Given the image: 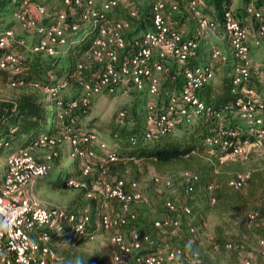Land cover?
<instances>
[{
    "label": "built area",
    "instance_id": "2783aa9c",
    "mask_svg": "<svg viewBox=\"0 0 264 264\" xmlns=\"http://www.w3.org/2000/svg\"><path fill=\"white\" fill-rule=\"evenodd\" d=\"M123 1L125 0H102L97 6L94 0H62L63 7L47 11L45 4L38 0H9L10 16L20 28L29 31L34 39L30 43L24 39H15L13 29L4 27L0 29V48L16 44L31 52L56 55L63 51H60L63 46L67 47L73 42L78 27L82 28L87 23L90 24L88 31L96 32L87 51L88 57L103 64L93 79L81 76L84 64L78 62L71 74L57 78L53 84H32L43 89L47 98H56L68 83L67 78L76 77L80 93L68 101L66 106L61 104L59 111H56L57 121L61 125L57 135L42 132L26 147L18 148L5 157V168L0 175V264H54L56 252L53 242L57 244L58 238L64 234L75 238L87 232L90 221L88 209L85 208L77 215L67 208L47 207L29 192L30 182L48 172L52 158L57 155L56 148L64 139H69L72 144V156L95 158L98 161L99 181L88 187L85 179L69 177L65 183L84 188L85 195L97 204L95 227L114 230L110 237L115 247L111 263L127 264L133 255L136 264H196L197 253L188 256L180 246L135 254L142 244L152 246V239L147 234L141 235L138 231L131 230L129 239L125 240L118 228L127 223V218L135 217L132 206L143 197L139 183L135 180L126 181L123 177H112L107 172L108 164L115 161L117 156L110 145L99 140L100 136L95 130L79 127L77 131H73L74 123L70 124L80 114L78 108L81 113L86 112L83 109H88L90 95L110 93L119 83H123L128 89L131 84L137 90L144 88L150 94H157L165 59L186 64L181 71L182 87L178 94H171L164 105L157 107L155 103L147 102L144 119L148 126L142 137L156 139L172 134L180 123L175 119L177 110L187 125L202 117L214 119L215 130L204 137L203 143L207 148L206 153L217 165L245 158L251 145L264 153V99L249 84L254 69L250 39L255 45L264 42V1L258 5L249 1L243 16L226 6L217 19L202 12V0H148L151 26L134 34L129 45L126 44L123 32L131 27V21L128 18L114 19L109 16V11ZM181 4L196 20L192 37H185L181 29L167 20ZM137 14V7H130L128 17L136 18ZM43 19L47 22L43 23ZM209 33L224 40L234 57L231 90L238 93V96L219 108L206 104L199 98L197 91L211 81L220 65L227 63V53L212 44L208 48V61L187 65L190 58L197 56L201 40ZM128 48L131 50H127ZM126 50L129 54H123ZM21 65L22 56L15 50H5L0 55V69L8 75L18 73ZM19 83L22 81L10 82L11 85ZM261 84L264 85V80ZM75 112L78 114H74ZM230 113H236L237 117L246 121L255 143H250V137H240L239 127L227 126ZM119 115L122 116L123 112ZM66 118L69 123L65 122ZM135 141L136 137L130 138L131 143ZM96 143L103 151L100 154L102 156L95 155L92 145ZM35 148H48L50 155L45 156V160H38L32 152ZM86 163H82V176H86L91 169ZM183 175L186 181L191 177L188 171H184ZM248 176V170L237 172L228 184L234 188L242 187ZM165 185L171 188L173 184L167 180ZM187 190L190 191L191 187L188 186ZM107 205L110 209L102 211V206ZM163 205L169 211L180 209L185 214L189 213L187 206L179 205L173 199L164 200ZM248 217L252 219L253 213H248ZM153 225L170 227L174 233L179 228V220L165 217L155 220ZM258 244L264 261V239H259ZM238 246V243L226 244V248ZM133 252L135 253L131 254ZM240 263L261 264L248 258H242Z\"/></svg>",
    "mask_w": 264,
    "mask_h": 264
},
{
    "label": "trees",
    "instance_id": "16d2710c",
    "mask_svg": "<svg viewBox=\"0 0 264 264\" xmlns=\"http://www.w3.org/2000/svg\"><path fill=\"white\" fill-rule=\"evenodd\" d=\"M263 1L259 0L258 2L262 3ZM10 11L9 0H0V23L5 21L7 16H10ZM132 26L133 23L131 22ZM138 26L145 27L144 25L142 26V21H139ZM95 35V30H92L89 33L80 34L79 37L76 36L74 38L75 43L69 44L66 50L62 52L63 55L59 56L58 54L47 55L42 52H31L16 44L0 48V55L5 50H15L22 56L21 70L18 73L8 75V81L21 80L22 84L32 85L35 83L39 86L53 84L57 78L73 72L81 55L89 50ZM77 39L79 41H75ZM125 41L129 45L130 39L128 41L125 39ZM127 50H131V48ZM127 53L129 54V51ZM194 64L195 62L191 59L187 63L188 66ZM185 65V63L174 64L167 68L164 76V85L166 87L169 86L170 89L175 88L177 90L181 88L183 82L181 71ZM231 74L232 72L221 75L217 84L209 82L202 86L197 91L199 98L206 104L216 108L234 100L238 93H234L231 90ZM69 78H71L69 83L72 82L78 87V79L76 77ZM53 100H49L47 97L43 98L34 91H24L11 99L0 98V141L8 140L10 144L18 143L25 146L36 139L42 132L57 135L60 128L57 126L56 110L53 109L55 101ZM140 108V103L137 100L131 107L133 115L130 119V127L124 126L121 129H117V134L115 133L116 131L114 132L115 137L119 141L124 139V143L131 147L124 157L137 159L138 162L146 159L155 165L172 164L173 169L177 168L174 165H179L182 172L188 171L191 177L188 181L183 182V196L180 201L178 200L179 205L189 208V213L187 214L180 209L169 211L163 205L164 200H162V207L165 212L162 214H155L153 210V212L146 211V213H149L148 215H142L137 209L138 204L132 206V212L135 217L127 218V223L121 225L118 230L126 233L128 239L131 230H136L141 235H149L154 243L152 246L142 244L141 249L136 251L137 253L135 254H144L157 248H164L154 238V233L157 231L162 234L166 233L170 237L181 236L180 222L178 230L174 233H172L170 227H155L153 222L165 217L178 219V215H183L190 218L185 229L186 234L183 237L184 240H188V244L186 247H180L183 249L184 254L188 256L197 253L196 264H207L201 255L202 250L195 249L193 246L197 242V232L205 227L204 222L207 221V217L213 216L216 220L210 231V237H208L209 249L231 258V263L233 264H241L240 260L242 258H248L253 262L264 264L260 254L258 261L252 260L246 254L247 247L240 238L241 235L248 239L252 235L255 236L256 244L260 251L258 240L264 239V157L251 159L248 168L240 162V159L219 165L213 163V159L206 153L205 150L207 148L203 143L204 137L214 131L215 121L210 117L198 119L186 129V132L179 139L163 135L153 142H145L141 136L144 131V125L141 122V119L144 120V109ZM262 120V125L264 126V113L262 114ZM113 130L116 129L114 128ZM131 137H136L134 143L130 142ZM120 142L124 144L122 141ZM1 150L0 148V152ZM116 162L117 160L110 163V165H114ZM124 162L132 163L134 161L125 159V161H120L118 164L124 166ZM246 169L249 171V176L242 187L234 188L228 184V181L237 172L246 171ZM188 186L191 187L190 191L187 190ZM69 211L77 215L81 212L74 209H69ZM234 211L237 212L233 218H235L234 224L239 229V236L233 235L225 229L229 225L228 219ZM88 212L90 221L87 225L86 233L75 238H71L67 234L58 238L61 245H55L56 259L54 264H103L99 253L96 251L76 249L79 243L93 235L96 228L94 223L97 214L96 209L88 210ZM250 212L253 213L252 219L248 217ZM244 233L247 235H243ZM126 234H124L125 240ZM227 243H238L239 246L237 248H226ZM208 264L219 263L211 262Z\"/></svg>",
    "mask_w": 264,
    "mask_h": 264
},
{
    "label": "rangeland",
    "instance_id": "374dc122",
    "mask_svg": "<svg viewBox=\"0 0 264 264\" xmlns=\"http://www.w3.org/2000/svg\"><path fill=\"white\" fill-rule=\"evenodd\" d=\"M38 1L45 4L47 11H52L55 8L63 7L62 0H38ZM101 1L102 0H94L97 6L100 5ZM212 1L213 2H212V7L210 8V12L213 11V13L216 14V17L213 18H217V19L220 18L222 14L221 12L226 6L232 7L239 16H243L244 8L249 1L255 2L256 5L259 4L258 2L259 0H212ZM132 6L137 7L138 14L136 18L128 17V11ZM150 11H151L150 1L148 0H125L123 2H120L117 6L113 7L109 11V16L114 19H122L121 17L123 16V18H128L133 23L132 27L124 30L123 32L124 38L128 41L137 32L148 29L150 25ZM202 12L205 13L203 10V6H202ZM167 20L176 21L174 27L177 28L180 27V24L182 22H185L187 23L188 29L190 27L192 28L196 21L195 18L192 17L190 13L186 10L183 4H181L176 11H172L171 15L168 17ZM139 21H142V26L144 25L146 28L139 27L138 26ZM42 22L45 23L47 21L44 20ZM5 26L13 29V34L15 39H24L27 43L32 42L34 39V36L29 31L20 28V26L17 24V22L14 19H12L11 16H7L5 18V21L0 23V29L4 28ZM89 27L90 24L87 23L83 25L82 28L78 27V30L75 33L74 37L76 36L79 37L80 34L89 33L88 31ZM189 34L190 32H188V35ZM75 41H79V39ZM72 43L73 44L75 43L74 40ZM251 45L254 46L262 45L260 48L261 59H259L258 61H254V65H253V67H256V71H263L261 72L262 74L261 80L259 81V77H257V75L252 72V77H254L256 80L258 79L256 82L255 81L254 82L262 83V81L264 80V42L260 43L259 45H255L253 44L252 41H250V47ZM68 46L69 45H67V47ZM67 47L63 46V48H61L60 51L62 50L65 51ZM226 51L228 52V50ZM62 52L58 53V56L63 55ZM127 52L128 51L126 50L123 54H127ZM227 57H228L227 62L229 63V65L224 70L228 72L231 71L230 68L232 67V65L230 66V63L234 61V57L231 54L229 55V53H227ZM190 59L193 61L194 58H190ZM77 62H82L84 64L83 65L84 67L81 71V75L82 76L84 75L83 78H86L88 80L95 78L94 76L102 68V64H103L101 62L97 63L92 61V59L88 57L87 52L83 53ZM174 64L177 63L170 58L164 60L163 62L164 71L162 72L161 75V80L157 94H150L144 88L137 90L131 84L129 85V89H128L125 87V85H123V83H119L110 93L104 92L97 95H90L89 96L90 101L87 106L88 109L86 108L83 109L86 112L84 111L85 113H81L78 110L79 109L78 108L77 111L80 114L77 116V118H73L74 122H70L71 125L72 123H74L73 131L74 130L77 131L79 127H81L82 129H93L99 134L100 136L99 140L106 141L110 145L111 149H113L112 151L115 152L117 156L116 159L117 162L114 165L108 164L109 168L107 172L110 175H112V177L113 175L117 177L121 176L124 179H126V181L135 180L137 181V183H139V187L143 192V197L140 201L135 203L134 206L138 204L137 209L141 212L142 215H148L149 213H146V211L153 212V210L155 211V214L164 213L165 211L162 207V200L173 199L176 200L177 202L178 200L180 201V199L183 196L182 195V191L184 188L183 182H186V177H184L183 175L184 171L182 172L181 167L179 165H174L177 166V168L173 169L172 164L155 165L151 161L146 159H143L138 162L137 159L125 158L124 155H126V152L130 150L131 147L124 143V139L120 140L124 143L122 144L117 139V137H115L114 132L116 131L115 133L117 134L118 133L117 129H121L124 126L130 127L131 124L130 119L131 116L133 115L131 107L134 104V102H136L137 100L140 103V107H141L140 109L143 110L146 108L148 101L151 104L155 103V105L158 107L160 105L166 104L171 94H178L181 88L179 90L175 88L170 89L169 86L166 87L164 85V81H165L164 76L165 73L167 72V68H169L171 65ZM7 77H9L8 74L0 69V98L11 99L24 91H34L43 98L47 97V93L40 87H37L35 85L34 86L25 85L22 83L11 85ZM67 80L68 83L62 89L59 96H56V98H47L49 100L55 99L53 100L55 101L54 102L55 105L53 106V109L56 111L57 110L59 111V109L61 108V104H65L66 106V103H68V101L75 98L80 93V89L77 86H75L72 82L69 83V80H71V78H67ZM218 81H219V74L216 73L215 77L212 78L210 82L215 84ZM252 87L255 89L257 95H259L260 98L264 99V96H262L261 93H259L260 92L259 89L258 88L256 89L254 86ZM260 87L264 89L263 84H261ZM94 97L96 98L95 100H93ZM57 101H59L60 103L58 104ZM121 111L123 112L122 116L119 115ZM78 112H75L74 114H78ZM263 113L264 111L262 112V114ZM229 115H231L230 116L231 118L230 120H228L227 126L239 127L240 129L239 136L250 137L251 139L250 143H255L256 140L255 138L251 137V133H250L251 131L247 128L246 121L237 117L236 113H230ZM175 119L177 122L180 123L175 128L174 132L169 136L175 139H179L186 132V129L192 124L190 125L185 124L183 117L179 113H177V110L175 114ZM65 122L69 123L68 118L65 119ZM141 122L144 125L143 126L144 130L147 129L148 124L145 121V119L144 120L141 119ZM57 126L61 127L59 123L57 124ZM114 128L116 130H113ZM142 140L145 142H153L155 139L154 138L148 139L142 137ZM4 143H6V145H4ZM0 144H2L1 146L4 147V148L0 147L2 149L0 152V169L3 167V165L6 164L5 157L9 153L17 150L18 148H23L27 146V145L25 146L19 145L18 143L10 144L8 140L0 141ZM10 145H12L13 148H11L7 153V150L5 148H9ZM71 147L72 144L70 143L69 139H64V141H62V143L56 148L57 155H55V157L52 158V162H50V168L48 172L42 177H37L34 179V181L30 182L31 190H29V192H32L31 194L36 197V199L40 202V204L47 207H62V208L74 209L77 211H82L85 208L88 209L89 211L95 210L97 208V204L93 201L92 198L87 197L85 195L84 188H77L68 185L67 183H65V180H67L69 177L71 178L74 177L79 179L83 178L86 181V186L90 187L93 183L100 180L99 169L97 165L98 161L95 158L85 159L82 157L72 156ZM92 148L95 152V155H100L101 153H103V151L101 150V148L97 143L93 144ZM32 152L36 155L35 158L38 160H45V156L50 155V150L48 148H35L32 149ZM258 153L262 154L263 156H261ZM120 155L122 156L120 157ZM257 157L259 158L264 157V153L259 152V150L256 149L254 145H251L247 149V156H245V158H239V159L240 162L243 165H245L246 168H248L251 159ZM125 159H129L134 162L132 163L124 162L123 163L124 166H122V164H118L120 161L122 162L125 161ZM83 162H87L86 164L90 165L91 168L86 176H82L83 174L81 169L83 166L82 165ZM167 180H169L171 184H173L171 188H168L165 185V182ZM103 209L109 210L110 206L108 205L102 206V211H105ZM236 213H237L236 211L232 212L231 217H229L228 219L229 225L226 226L225 229L229 233L239 236L238 233L239 229L237 228V225L234 224L235 218H233V216ZM189 219H190L189 217L178 215V220L180 222L181 231H182L181 236L170 237L166 233L162 234L161 232L157 231L156 233H154V238L157 241V243L164 248L168 246L186 247L188 244V240L187 241L184 240L183 237L186 234L185 229L187 224L189 223ZM206 220L207 221L204 222L205 227L201 231L197 232L198 238L193 248L202 250L201 255L203 256V259L207 264L211 262L219 263V264H233L231 263V258H228L226 255L224 254L222 255L221 253H215L208 248V237L210 235V231L215 223L216 218L213 216H208ZM113 231L114 230H106L103 229L102 227L97 226L94 230L93 235L90 236L88 239H85L84 241L79 243L78 246H76V249L83 251H96L97 253H99L100 258L103 261V264H113L111 263V256L115 251V247L110 239ZM124 234L126 233H123V235ZM243 235H247V234L244 233ZM125 236H126V240H128L127 234ZM240 238L243 240L245 246L247 247L246 254L252 260L258 261L260 259L259 256L260 252L258 245L256 244L255 236L252 235V237L248 239L241 235ZM57 241H58L57 244H55L56 242H53L54 250H55V245L56 246L61 245L59 240ZM134 253L135 252L131 254ZM132 256L127 263L136 264Z\"/></svg>",
    "mask_w": 264,
    "mask_h": 264
},
{
    "label": "crops",
    "instance_id": "0c3cea01",
    "mask_svg": "<svg viewBox=\"0 0 264 264\" xmlns=\"http://www.w3.org/2000/svg\"><path fill=\"white\" fill-rule=\"evenodd\" d=\"M212 0H202V6H203V10H204V12L206 13V11H207V15L208 16H210V17H216V14L215 13H213V11H211L210 12V8L212 7ZM211 3V4H210ZM177 14V13H176ZM123 17V16H122ZM183 21V20H182ZM172 22V21H171ZM173 26H174V24H176V21H173L172 23H171ZM182 31H183V34H184V36H186V37H192L193 36V33H194V30H195V24L193 25V27L191 28H187V23H185V22H182L181 24H180V27H179ZM189 30V31H188ZM188 32H190V34L188 35ZM250 41H251V39H250ZM216 45V46H219L224 52H227L226 50H228V52L227 53H229V55H230V49H229V45L226 43V42H224V40H221V39H219L218 38V36L216 35V34H214V33H209V34H207V36L204 38V39H202L201 40V47L199 48V51H198V54H197V56L196 57H194V59H193V61L197 64V63H204V62H206V61H208V59H209V51H208V46H210V45ZM262 46V45H261ZM261 46H254V45H251V47H250V50H251V58H252V60H253V62L254 61H258L259 59H261ZM234 62V61H233ZM233 62L232 63H230V66L231 65H233ZM228 65H229V63L227 62L226 64H224V65H220L219 67H218V69L216 70V72H215V75H216V73L217 74H219V77L221 76V75H223V74H228V73H231V71H225L224 69H226L227 67H228ZM230 68V67H229ZM232 68V67H231ZM230 68V69H231ZM254 74H256L257 75V77H259V81L261 80V72H263V71H256V67H254V70L252 71ZM215 75H214V77H215ZM213 77V78H214ZM256 77V78H257ZM258 80V79H257ZM254 77H252V73H251V80H250V82H249V84L251 85V86H254L256 89L258 88L259 89V93H261V95L262 96H264V89L262 88V87H260V85H261V82L260 83H255L256 81H257ZM255 81V82H254ZM211 83V82H210ZM218 83V82H217ZM217 83H215V84H217ZM211 84H213V83H211ZM261 88V89H260ZM96 97V96H95ZM94 97V99L93 100H95L96 98ZM15 144V143H14ZM15 147V146H14ZM11 148H13V146L12 145H10V147L9 148H6V150H7V153L9 152V150L11 149ZM5 164V163H4ZM4 166L5 165H3V167L0 169V175H1V173H2V171H3V169H4ZM209 237H210V235H209Z\"/></svg>",
    "mask_w": 264,
    "mask_h": 264
}]
</instances>
